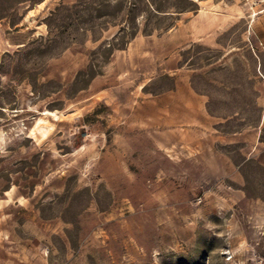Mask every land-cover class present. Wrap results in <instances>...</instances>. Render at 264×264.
<instances>
[{"label":"rangeland","instance_id":"obj_1","mask_svg":"<svg viewBox=\"0 0 264 264\" xmlns=\"http://www.w3.org/2000/svg\"><path fill=\"white\" fill-rule=\"evenodd\" d=\"M28 7L0 62V264H264V0Z\"/></svg>","mask_w":264,"mask_h":264},{"label":"crops","instance_id":"obj_2","mask_svg":"<svg viewBox=\"0 0 264 264\" xmlns=\"http://www.w3.org/2000/svg\"><path fill=\"white\" fill-rule=\"evenodd\" d=\"M51 0H37L36 3H34V0H17L16 4L13 5H8V0H0V62L4 58V53H3V48L5 47V42L7 39V33L6 29L8 28L9 25V20H8V12L12 11H18L22 10L24 8H27L29 6V3L35 4V7L30 8L28 7L25 16L23 19L29 18V16H32L34 11H37L39 8L43 9L45 6H48ZM42 3L41 7H38L39 4ZM31 14V15H30ZM195 110L198 113L201 110V106H198L197 104L194 105ZM201 113V112H200ZM48 114H50L48 112Z\"/></svg>","mask_w":264,"mask_h":264},{"label":"bare ground","instance_id":"obj_3","mask_svg":"<svg viewBox=\"0 0 264 264\" xmlns=\"http://www.w3.org/2000/svg\"><path fill=\"white\" fill-rule=\"evenodd\" d=\"M41 6H42V3H40L38 7H41Z\"/></svg>","mask_w":264,"mask_h":264}]
</instances>
